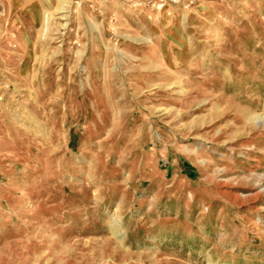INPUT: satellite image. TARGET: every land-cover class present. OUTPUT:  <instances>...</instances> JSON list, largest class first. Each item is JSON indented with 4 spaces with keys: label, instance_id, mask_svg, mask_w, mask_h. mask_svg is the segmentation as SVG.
Instances as JSON below:
<instances>
[{
    "label": "rangeland",
    "instance_id": "1",
    "mask_svg": "<svg viewBox=\"0 0 264 264\" xmlns=\"http://www.w3.org/2000/svg\"><path fill=\"white\" fill-rule=\"evenodd\" d=\"M0 0V264H264V0Z\"/></svg>",
    "mask_w": 264,
    "mask_h": 264
},
{
    "label": "built area",
    "instance_id": "2",
    "mask_svg": "<svg viewBox=\"0 0 264 264\" xmlns=\"http://www.w3.org/2000/svg\"><path fill=\"white\" fill-rule=\"evenodd\" d=\"M172 2H177V1H175V0H173ZM78 3L80 4V5H82V4H84V3H87V4H89L91 7H93L94 5H93V2L92 1H89V0H78ZM167 2L165 1V0H159L158 2H157V7H159V8H162V7H164L165 6V4H166Z\"/></svg>",
    "mask_w": 264,
    "mask_h": 264
}]
</instances>
